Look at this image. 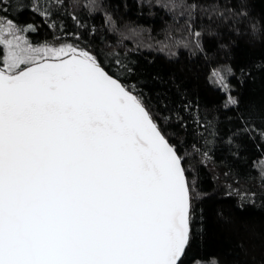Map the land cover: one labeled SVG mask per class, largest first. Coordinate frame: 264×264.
I'll use <instances>...</instances> for the list:
<instances>
[{
  "label": "snow or ice",
  "instance_id": "snow-or-ice-1",
  "mask_svg": "<svg viewBox=\"0 0 264 264\" xmlns=\"http://www.w3.org/2000/svg\"><path fill=\"white\" fill-rule=\"evenodd\" d=\"M16 8L54 32L61 13L82 26L65 0ZM36 31L0 0V264H184L193 193L183 157L96 54L60 37L34 43ZM231 71L210 76L225 108L239 104Z\"/></svg>",
  "mask_w": 264,
  "mask_h": 264
},
{
  "label": "trees",
  "instance_id": "trees-1",
  "mask_svg": "<svg viewBox=\"0 0 264 264\" xmlns=\"http://www.w3.org/2000/svg\"><path fill=\"white\" fill-rule=\"evenodd\" d=\"M28 2L8 7L36 26L33 42L60 37L96 54L183 157L193 193L184 264H264V0H95L90 13L88 0H65L82 26L54 15L63 32L16 8ZM228 68L239 104L225 108L210 76Z\"/></svg>",
  "mask_w": 264,
  "mask_h": 264
},
{
  "label": "rangeland",
  "instance_id": "rangeland-1",
  "mask_svg": "<svg viewBox=\"0 0 264 264\" xmlns=\"http://www.w3.org/2000/svg\"><path fill=\"white\" fill-rule=\"evenodd\" d=\"M213 264V263H212Z\"/></svg>",
  "mask_w": 264,
  "mask_h": 264
},
{
  "label": "water",
  "instance_id": "water-1",
  "mask_svg": "<svg viewBox=\"0 0 264 264\" xmlns=\"http://www.w3.org/2000/svg\"><path fill=\"white\" fill-rule=\"evenodd\" d=\"M170 143V142H169Z\"/></svg>",
  "mask_w": 264,
  "mask_h": 264
}]
</instances>
